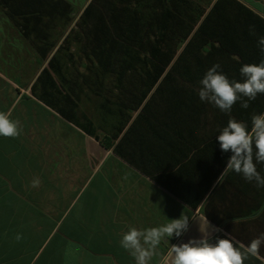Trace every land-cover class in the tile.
<instances>
[{
	"label": "crops",
	"instance_id": "1",
	"mask_svg": "<svg viewBox=\"0 0 264 264\" xmlns=\"http://www.w3.org/2000/svg\"><path fill=\"white\" fill-rule=\"evenodd\" d=\"M64 2L50 9L42 0H0V111L22 129L18 137L0 136V264H135L120 246L123 234L181 215L189 216L188 230L162 240L149 264H170L171 245L202 238L199 217L206 216L213 243L230 238L247 245L264 234V187L235 172L219 180L231 153L217 141L227 121L216 107L183 94L150 100L153 89L139 103L113 102L110 114L102 98L95 121L84 111L88 102L73 101L65 69L58 74L50 62L70 53L68 14H80L85 3ZM192 3L194 32L221 17L243 28L264 20V0ZM200 40L195 60L224 56L226 76L264 60L261 52L239 55L248 44L258 51L248 37L223 40L229 55L219 52V41ZM88 119L93 133L80 126ZM239 121L250 129V120ZM257 170L264 176V163ZM244 264H264V244Z\"/></svg>",
	"mask_w": 264,
	"mask_h": 264
},
{
	"label": "trees",
	"instance_id": "2",
	"mask_svg": "<svg viewBox=\"0 0 264 264\" xmlns=\"http://www.w3.org/2000/svg\"><path fill=\"white\" fill-rule=\"evenodd\" d=\"M61 1L60 4H64ZM126 3V2H125ZM137 3V0L135 4ZM106 4V3H105ZM116 7L118 12H114L113 8ZM129 2V6L131 5ZM134 4V5H135ZM124 0H114L108 9L101 5V9L96 13L94 17L90 18V22L93 23L94 19L102 17L104 11L111 13L110 19L113 23L121 22L122 13L129 12L130 25L134 29L131 31L134 44L130 43L125 49V56L121 57L118 61L113 57L120 50L119 43H108L106 37V23L109 22L107 19L100 24L105 23L103 28L96 27L97 35L95 38L98 66H104L106 68L114 67L117 68L118 75L116 79L120 85L116 94H112L106 99V113H112V103L129 102L134 101L136 103L142 102L147 99L149 94L154 89L152 100L157 94H165L167 96L175 98L176 95H185L190 101H201L198 96V90L200 88V80L206 73L207 69H210L214 64L219 63L221 65L218 71H221L225 67L224 56L220 60L214 59L201 61L200 55L195 60L194 55L201 53L203 47V41L200 37L208 36L213 38L211 42L219 41L221 43L219 52L221 54L230 53V45H225L223 40L230 41L232 38H243L246 40L247 37L251 41H258L260 37H264V20L258 19V25L255 27L249 23L248 27L243 28L240 23H225L223 17L219 18L214 24L207 28V25H203L196 32H194V25L192 16L189 15V11H192L190 2L186 0H145L144 3H138L135 7H145L144 11L140 8L132 10L129 7L126 9L124 6ZM133 5V6H134ZM43 6V2H42ZM55 6H59L56 3ZM182 6V8H181ZM218 7V6H217ZM185 9V13H183ZM101 10V11H100ZM225 14L221 13V15ZM100 15V17H99ZM211 18V17H210ZM209 19V18H208ZM207 22V20L205 21ZM143 28L144 31H141ZM147 38H151V44L147 51H142L139 43L141 41V34ZM254 33V34H253ZM187 45L179 53V50L183 47L184 42L188 40ZM247 42V41H245ZM241 43H238L236 48H240ZM248 44V43H247ZM92 46V44H91ZM235 47V46H233ZM245 47V46H243ZM249 48V50H248ZM251 45H247V51H241V53H258L254 49L252 50ZM128 50V52H127ZM235 51V50H234ZM231 54V53H230ZM229 55V54H226ZM104 56L105 59L101 58ZM110 57V58H109ZM117 61V62H116ZM57 59L50 62V67L57 70L58 74L61 67L57 66ZM201 71L202 75L188 76L187 71L190 70ZM230 80L237 82H243V77L240 75L227 76ZM128 83V90H124L122 86ZM130 85V86H129ZM243 99V97H242ZM241 101H237L233 106L232 111L229 114L221 112L218 108L215 109L218 113L219 118H224L228 122L230 116L235 118L237 121L241 119L250 120L254 114H261L264 111V94H258L255 101H249V107L243 109L239 107ZM262 105L261 107H258ZM249 121V122H250ZM85 130L90 133L95 131V124L91 120H87L86 124H80ZM251 128V127H250ZM204 196H201V199Z\"/></svg>",
	"mask_w": 264,
	"mask_h": 264
},
{
	"label": "clouds",
	"instance_id": "3",
	"mask_svg": "<svg viewBox=\"0 0 264 264\" xmlns=\"http://www.w3.org/2000/svg\"><path fill=\"white\" fill-rule=\"evenodd\" d=\"M258 46L264 55V37L259 38ZM220 67L219 63L214 64L200 80L198 96L202 102L230 115L237 101H241L240 106L247 109L249 101H255L258 94H264V60L258 64H244L240 68L243 82L230 80L218 71ZM242 97L247 99L242 100ZM21 131L19 121L12 120L6 112L0 111V136L18 137ZM217 141L222 152L231 153L219 180L228 172H235L242 175L245 181L264 187V176L257 170V163H264V113L252 115L250 129L246 123L230 116L227 126L219 131ZM199 219L202 238L171 245L170 264H244L249 257L259 256L260 247L264 244V234L252 239L247 245L230 238H217L213 243L209 239V222L206 216ZM188 227V215H181L180 218L157 227L143 230L132 227L123 234L120 246L130 253L135 264H149L162 240L178 238Z\"/></svg>",
	"mask_w": 264,
	"mask_h": 264
},
{
	"label": "rangeland",
	"instance_id": "4",
	"mask_svg": "<svg viewBox=\"0 0 264 264\" xmlns=\"http://www.w3.org/2000/svg\"><path fill=\"white\" fill-rule=\"evenodd\" d=\"M63 3V0H42L43 6H48L50 9L55 7L56 3ZM114 0H88L85 3L84 9L77 14L76 16L68 14V20L72 23V27L67 32L66 36H68V41H71L66 45L68 50H71L70 53L59 54V62L58 67L60 66L62 69H65L67 73L66 80L68 83L73 85V101H83L88 102L90 106L89 109H85L89 116L96 121L95 114V106L97 103L101 101L103 98L104 103L106 104V99L109 98L110 95L116 94L120 85L118 84V80L116 79V75H118L117 68L110 67L106 68L104 66H98L97 59V50L95 38L97 35L96 27L107 19L109 22L106 23V34L108 43H119L120 50L117 51L116 54H113V57L117 59V61L125 56L126 47L133 42V38L131 35V31L134 29L130 25V15L129 12L122 13L121 22L113 23L110 19L111 13L108 11H104L102 13V17L99 15V19H94L93 23L90 22V18L94 17L96 13L101 9V5L109 8V6L113 3ZM131 1V5L129 6V2ZM190 2V8L193 7V0H186ZM126 2V3H125ZM124 0V7L126 9L130 8L134 10L135 8H140V10L144 11L145 7H135L138 3H144L145 0ZM106 3V4H105ZM135 4V5H134ZM77 5V4H76ZM134 5V6H133ZM182 8V6H181ZM77 11L78 9H74ZM102 10V9H101ZM100 10V11H101ZM114 12H118V9L115 4V8H113ZM76 14V13H74ZM73 14V15H74ZM56 14L51 15V19L56 18ZM105 23L100 24L98 28H103ZM141 31H144L143 28H140ZM143 38L138 42L139 46H141L142 51H147L149 48L152 39L147 38L144 33L141 34ZM135 42V41H134ZM134 42L132 44H134ZM92 44V46H91ZM128 52V50H127ZM63 58V59H62ZM110 58V57H109ZM105 59L104 56L101 58ZM116 61V62H117ZM127 82L122 88L124 90H128ZM131 85V83H129ZM129 85V86H130ZM97 90H102L103 92H97ZM94 107V108H93Z\"/></svg>",
	"mask_w": 264,
	"mask_h": 264
}]
</instances>
